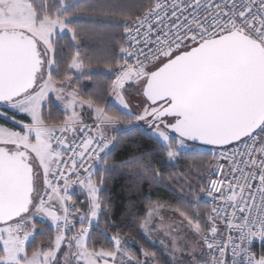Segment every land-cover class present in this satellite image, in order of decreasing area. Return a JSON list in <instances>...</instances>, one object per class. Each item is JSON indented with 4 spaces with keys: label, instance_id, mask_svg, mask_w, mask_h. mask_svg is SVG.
Segmentation results:
<instances>
[{
    "label": "snow or ice",
    "instance_id": "obj_1",
    "mask_svg": "<svg viewBox=\"0 0 264 264\" xmlns=\"http://www.w3.org/2000/svg\"><path fill=\"white\" fill-rule=\"evenodd\" d=\"M0 264H264V0H0Z\"/></svg>",
    "mask_w": 264,
    "mask_h": 264
},
{
    "label": "trees",
    "instance_id": "obj_2",
    "mask_svg": "<svg viewBox=\"0 0 264 264\" xmlns=\"http://www.w3.org/2000/svg\"><path fill=\"white\" fill-rule=\"evenodd\" d=\"M176 167H184V161L180 160L175 162ZM127 184V177H117L115 181L112 182V190L114 194H117V206L119 211L117 212L116 216L113 219L118 221V227L121 229V234L129 237L135 238L137 241L140 242L145 248L149 251H157L159 252L160 249L155 245L149 243L146 239H144L142 233L139 231L138 223L134 222L132 219L124 217L121 219V212L124 210V206L129 203L128 200V191L125 185ZM143 196H150L151 200L144 199L143 196L140 199V204L143 207L140 209L141 215L143 212L150 206L151 203L159 202L162 205H167L169 207H175L178 205L179 202V188L177 186L176 190L173 191L171 188H167L163 185L159 187L149 188V186L145 183L142 186ZM136 193L132 194V200L135 201L137 199ZM133 250H137L136 245L132 246Z\"/></svg>",
    "mask_w": 264,
    "mask_h": 264
},
{
    "label": "rangeland",
    "instance_id": "obj_3",
    "mask_svg": "<svg viewBox=\"0 0 264 264\" xmlns=\"http://www.w3.org/2000/svg\"><path fill=\"white\" fill-rule=\"evenodd\" d=\"M164 208H165L164 214L166 215L167 222L172 223L174 218H172L171 213L167 211L171 207L164 205ZM152 240L154 241V243H151V244L155 245L160 250L163 245H170V239L166 236L165 233L161 231H154L152 233Z\"/></svg>",
    "mask_w": 264,
    "mask_h": 264
},
{
    "label": "built area",
    "instance_id": "obj_4",
    "mask_svg": "<svg viewBox=\"0 0 264 264\" xmlns=\"http://www.w3.org/2000/svg\"><path fill=\"white\" fill-rule=\"evenodd\" d=\"M204 199H206V198H204Z\"/></svg>",
    "mask_w": 264,
    "mask_h": 264
}]
</instances>
